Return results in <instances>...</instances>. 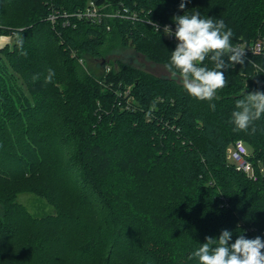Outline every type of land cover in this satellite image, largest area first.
Segmentation results:
<instances>
[{
    "label": "trees",
    "instance_id": "trees-1",
    "mask_svg": "<svg viewBox=\"0 0 264 264\" xmlns=\"http://www.w3.org/2000/svg\"><path fill=\"white\" fill-rule=\"evenodd\" d=\"M91 2L140 17H79ZM180 3L0 0V34L16 30L0 48V264H198L191 253L223 230L264 239V117L255 135L229 123L243 93L264 92V49L222 70L211 102L122 60L87 68L111 36L166 66L177 44L154 23L184 12L223 19L236 46L264 40V0ZM238 139L256 180L229 159ZM21 193L53 211L31 212Z\"/></svg>",
    "mask_w": 264,
    "mask_h": 264
},
{
    "label": "clouds",
    "instance_id": "clouds-1",
    "mask_svg": "<svg viewBox=\"0 0 264 264\" xmlns=\"http://www.w3.org/2000/svg\"><path fill=\"white\" fill-rule=\"evenodd\" d=\"M186 0H181L179 8L185 9ZM175 31L164 26V33L174 36L178 41L171 52L166 68L173 78L179 77L184 90L199 101H213L218 90L227 86L225 69L235 64L244 63V49L232 43L233 32L226 28L223 19L204 18L200 12L174 16ZM157 31L159 26L155 25ZM23 31V30H21ZM21 55H27L23 50L24 39L16 38ZM227 57V62L225 60ZM208 60L213 67H208ZM55 71L48 69L45 83H51ZM39 75L33 76V80ZM209 108L215 111V103H209ZM264 117V92L255 91L242 94L235 104L229 123L234 125V131H243L255 135V122ZM250 129V131H249ZM206 242L191 253L189 259L195 258L198 264H264V239L257 236L249 239L241 234L234 242L232 232L223 230L218 238L206 237Z\"/></svg>",
    "mask_w": 264,
    "mask_h": 264
},
{
    "label": "rangeland",
    "instance_id": "rangeland-1",
    "mask_svg": "<svg viewBox=\"0 0 264 264\" xmlns=\"http://www.w3.org/2000/svg\"><path fill=\"white\" fill-rule=\"evenodd\" d=\"M15 31L16 30H12V33L0 34V48L7 44L11 35L16 34ZM262 41L264 43V40ZM102 60L109 62V64L110 62L114 63V66L116 67L115 69H118V64L115 63V61L122 60L156 76L173 78L163 63L148 57L146 54L139 51L134 44H124L120 37L111 36V39L107 42L105 47V55L102 58H93L90 56L85 58L87 68L97 76L102 74L105 69L102 65ZM175 79L181 82L179 77H176ZM131 87L132 86H127L126 91L129 92ZM247 145L251 150L252 148L248 142ZM260 165L264 168L261 161ZM19 200L25 203L31 212L41 211L43 213L53 211L50 204H45L42 200L36 199V196L30 193H21L19 195Z\"/></svg>",
    "mask_w": 264,
    "mask_h": 264
},
{
    "label": "built area",
    "instance_id": "built-area-1",
    "mask_svg": "<svg viewBox=\"0 0 264 264\" xmlns=\"http://www.w3.org/2000/svg\"><path fill=\"white\" fill-rule=\"evenodd\" d=\"M105 7L106 6L97 7L95 6L94 2H91L90 6H88L86 10L78 11L76 14L79 17H90V18L96 17L99 19H102L105 16L123 17L127 19H138L140 17L139 12H137L136 10H131L129 9V7L125 5H121L120 7L112 11H106ZM52 18L54 20L55 16H52ZM154 24L158 25L159 30L163 31V33H164L165 25H168L173 30V32L175 31V27H176V25L173 23L155 22ZM164 35L168 39L174 41L176 44L178 43V41L175 39L174 36L170 37L166 35L165 33ZM11 38H12V35L10 36V39L7 43L11 41ZM238 47L244 49V53L247 51H251L253 53H261L264 49V44L262 41H258V42L250 43V44H243V45L239 44ZM108 69H110L109 66H108ZM251 154H252L251 150L249 149L247 143L243 139H238L237 141H235L231 145L229 152H228L229 159L237 165V168L239 170L244 171L249 177L256 180L258 179V173H257L254 163L250 159ZM261 170L264 172L263 167Z\"/></svg>",
    "mask_w": 264,
    "mask_h": 264
}]
</instances>
